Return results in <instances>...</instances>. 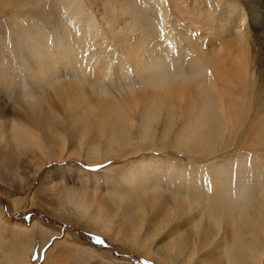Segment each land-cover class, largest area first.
I'll list each match as a JSON object with an SVG mask.
<instances>
[{
  "label": "rangeland",
  "instance_id": "374dc122",
  "mask_svg": "<svg viewBox=\"0 0 264 264\" xmlns=\"http://www.w3.org/2000/svg\"><path fill=\"white\" fill-rule=\"evenodd\" d=\"M219 1L218 5L214 6L211 0H206L207 6L211 7L210 10L213 15L216 12L222 15L227 6L233 5L234 11L239 16L244 14L246 18L245 22H241L239 17L231 19L239 30L235 33L239 37L238 40L236 39L237 41L234 39L225 49L221 50V54L224 53L221 57H229L227 60L231 59L229 60L231 63L227 60L224 61L228 65L233 64V62L235 64L237 58L233 59V55L230 54L235 55L237 54L236 50L240 49L241 51L242 48H247L246 60L248 61L251 57L248 61L250 64L248 69L252 68L253 58L257 62V65H253L256 71L252 80L255 83L251 85L249 81V78L251 79L250 71H247L248 75H246L245 82H243L244 80L242 82L229 81L230 85L227 86L225 84H228V82L224 84L217 83L218 86H216L223 97L218 98L212 91L207 93L210 103L209 113L207 109L202 117H198L201 120H198L196 112L190 113L188 111L187 105L190 102L187 104L179 99L181 95L184 97L194 89V83L193 85L184 84L181 77V75L191 71L190 65L192 63L190 53H187L189 52L188 42H185L182 38L185 29L181 30L182 32L180 31L179 35L176 36L179 39L176 38L175 42L171 40V44L168 45L169 47L166 46V51L161 56L164 60L162 62L163 66L165 65V70L171 75H169V78L167 76L166 84H158L160 89L156 88V90L142 88L138 84L139 80L136 78L133 68L130 69L129 75L132 83L133 81L135 83V88L133 86L129 87L132 84H124L123 81L114 77L108 79L106 77L103 81L89 79L90 84L94 86L92 88L93 86L90 87L89 84L84 83L87 80L86 77H81L80 82L76 79L78 76L74 73L63 71L62 74H67L62 75L60 73L62 80L57 85L54 84L52 88L48 89L45 86L43 95L36 89L37 84L33 82L34 79L29 77V71L27 72L22 68V61H26L28 66L32 65L33 68L37 67L34 62L35 57L27 53L29 44L39 42L40 37L48 43H52V38L56 41L54 38H66V35L71 36L73 34L75 37V32L71 31L72 28L76 30L78 25L87 28L86 25H89L90 22L95 23L94 29L98 36V43L93 45L95 47H90V45L88 47L90 50L95 51L94 57L99 65L103 64L105 60L111 59L110 63L113 64H111V67L113 66L112 69L115 71L118 62L115 59L117 54L119 57L122 55L126 58L124 54L133 55L135 53L139 56L143 55V58L140 57L141 62L146 63L160 49L161 36L158 27L163 23V18L160 17L162 8L166 12L168 11L167 25H171L172 28L174 27V21L180 20L184 27L187 26L186 29L197 32L196 39L203 50L207 46V37L210 36L209 30L204 33L199 32L201 29L197 31L196 27H193L202 23L201 18H193L196 20L190 24L187 22V15L185 16L179 10V6L182 7L183 3L188 7L191 6L192 0H187L188 3L186 0H160L162 2L161 6L156 5L159 0H0V71L7 74L8 79L10 78L9 83L13 81L9 85L14 92L21 84L31 83L25 85L30 90L33 88L31 92L34 91L32 93L34 97L37 96L36 98L43 100L45 119H56L55 123H50L58 131L64 144L62 153H60L62 145L58 147L55 144L50 155L51 152H48L50 148L49 140L44 139L39 133L36 134L39 141L35 138L34 124L36 122L34 120L36 118L27 117L28 115L24 116L23 108H27L26 102L20 101V99L19 102H17L18 100L15 102L12 99L13 95L0 91V264H201L203 260V264H226L223 261L225 260L224 255H221L220 260H218L214 257V249L212 250L211 247L204 249V247H193L191 245V247L185 248L184 251H180L178 247L173 248V241L177 239L171 238V229H169L172 223L170 222L169 208L172 209L173 207L174 209L177 201H180V203L186 201V204H195L198 210L202 209L207 213H212L214 217L218 216L220 233L218 232L217 240L224 236L229 241L231 239L229 226L233 225L232 222L236 221V217L231 218L228 214L229 209L227 210L224 204L227 205L228 200L231 201L230 196L232 195L230 192L232 191L229 190L233 189L232 187L237 182L236 179L238 180V167L240 170L245 169L246 174L250 171L252 173L251 168L255 166L256 157L259 155L262 160L261 166H259L261 176L264 173V65L260 64L262 59H259L256 54L254 55L256 48L264 54V0H253V9L261 13L258 24L255 25L258 26L257 29H254L248 23L246 10L240 1ZM108 11L111 16H108ZM211 12L208 11V13ZM124 15L127 17L124 18L125 20L123 19ZM112 16V19H121L119 20L121 22L120 27L124 26L123 29H127L126 32H128L127 34L121 31L125 34L123 35L120 32L118 33L117 30L114 31L120 39L125 36L126 39L121 41L127 42V44L124 43L122 47L117 44L118 38L116 41L115 38L112 39L107 26H104V23L106 24L104 19ZM80 18L85 21H80ZM160 18L162 22H160ZM66 28H68L67 32ZM97 31H100L99 35ZM206 32L207 34L204 35ZM199 34L204 35L203 37L206 38L202 37L203 40H201ZM253 34H256L258 38L260 49L258 46L254 48L251 45ZM121 35L123 36L121 37ZM90 41H92V37L89 38ZM179 41L181 44H178ZM105 42V45H101ZM106 45L108 46L105 47ZM180 45H184V47ZM132 47L135 49L133 52L130 51L134 50ZM177 47L181 50L179 54L177 53ZM184 48H187L188 51L187 49L185 51ZM228 48L230 49L228 50ZM228 51H230L229 56L227 55ZM177 56L179 59H177ZM198 56L201 57V55ZM235 56L237 57V55ZM166 57L168 61L174 60L170 63L166 60ZM120 59L126 61L123 57H120ZM206 59L208 61L202 60L206 64V71H215V68L211 66L216 63V57L214 59L210 58V60L209 58ZM173 68H176L175 71ZM90 73L94 74L95 72L93 70ZM173 75L176 77L174 78ZM241 79L238 80L241 81ZM36 82L38 83L37 80ZM79 82L81 89L75 85H79ZM202 85L204 89L209 90L207 80ZM219 85L222 87L220 88ZM224 86L227 88L223 89ZM173 87L181 88V90L175 95L171 92L172 96H167V98L164 95L162 96L161 91H163V88L172 89ZM59 89H62V91ZM99 89L105 91H98ZM132 91L133 93H131ZM58 92H60V96H58ZM124 92L126 94L130 93V96L134 95L137 99L130 100L129 94L126 96ZM99 93L102 94L99 95ZM81 94L85 95L81 96ZM151 95H154V101L160 105L155 112L154 108L149 106L150 104L146 107L141 103L145 97L144 102L150 100ZM77 96L82 97L85 106L80 105V98L76 99ZM84 96H87V98H83ZM158 98H161L163 103L165 100V103H160ZM172 98L177 100L174 102ZM179 100L180 102H178ZM136 101H138L137 105H135ZM64 102L66 103L64 104ZM119 102L122 104V108L119 107ZM93 103L97 107L99 106L100 115H96L94 118L91 116L92 123L96 122L95 120L97 122L103 121L106 112H110L108 109H111L112 113L116 114L114 118L110 117L111 121L115 120L114 123L119 124L121 122L120 125L125 135L120 136L118 134L115 136V131L113 138L117 140L109 143V139L105 135L92 131L87 135L86 140L82 138V135L68 131L62 123H57L59 119H69L67 108H79L77 111H80L81 108L89 107ZM222 104L224 106L229 104L230 108L227 112L220 113L219 106ZM125 108H129L131 111L129 109L127 111H130L131 114ZM118 109L120 112L117 111ZM162 109L164 110L162 111ZM122 110L123 114L121 113ZM65 111H67L66 115L64 114ZM117 112L120 113L119 116L121 117L118 116ZM147 112L153 117L149 113L148 115ZM236 113L238 115L234 118ZM147 115L150 122L146 118L147 125H144V118ZM202 119L203 122H201ZM33 121L34 123H32ZM13 122L14 124L16 122L21 124L22 122L27 128L31 126L28 129L29 132L27 131L30 136L28 135L24 139V144L19 145V147L11 140V133L9 134V131L4 130L6 123L8 125L10 123L11 126ZM140 125L143 126L144 130H141ZM56 143L58 142L56 141ZM91 147H97V154L92 153ZM149 160L163 168L164 172L158 175L156 170H149L147 176L153 179L150 182L145 179L147 176L144 174L135 178L134 175L137 174V169L142 168L143 163ZM130 166L133 168L131 169ZM169 166H174L172 174L167 173V167ZM126 172L128 173L126 174ZM154 174L158 175L157 180H154ZM155 191L158 192L157 195ZM133 192L137 196L135 200L132 198ZM129 203L131 204L130 207ZM221 206L223 211H217L216 208ZM183 207V210H185L186 207L184 205ZM204 208L211 211L209 212ZM125 211L128 213L129 218L126 217L127 219L123 216L126 215L124 214ZM192 213L191 216L195 217L197 211ZM251 214H253V211H251ZM96 216H99V220L94 218ZM228 216L230 217L228 218ZM185 217L186 214H183L179 224L182 223ZM251 218L255 219L253 215H251ZM262 218L264 221V213ZM231 219L232 222L230 223ZM196 220L198 221L199 218H196ZM175 224L174 222L172 225ZM182 226L185 232L189 233L191 231V237L194 239L191 225L186 223ZM182 233L184 232L182 231ZM184 236L187 237L188 234L184 233ZM170 243H173V245ZM206 251H212V256L207 259L204 257ZM220 254H222L221 251ZM244 256L245 264H249L247 251ZM261 264H264V253Z\"/></svg>",
  "mask_w": 264,
  "mask_h": 264
},
{
  "label": "bare ground",
  "instance_id": "6f19581e",
  "mask_svg": "<svg viewBox=\"0 0 264 264\" xmlns=\"http://www.w3.org/2000/svg\"><path fill=\"white\" fill-rule=\"evenodd\" d=\"M157 1V0H155ZM212 1V4L215 6V5H218V2H220L219 0H211ZM241 2L243 7L245 8L246 10V14L248 16V20H249V24L251 27H253L254 29H257L258 26H255L256 24H258V21L260 19V16H261V13H258L256 10L253 9V0H238V2ZM177 2V1H176ZM187 2V0H186ZM189 2V1H188ZM187 2V3H188ZM178 3V2H177ZM190 3V2H189ZM191 6H187L185 3H183V6L180 7L179 6V10L182 11V13L186 16V18H188L187 22H189L190 24L193 22H195L196 19H193V18H201V22L198 26H194L193 28H195L197 31L200 30L199 32H202L204 33L205 31H208V33H210V36L208 35L207 37V46L206 48H204L202 50V48H200V44L198 43L199 41H197V32H193L186 29V27H184L182 24H181V21H174V27H170L171 25H167V22H168V14L167 12L165 11L164 8H162V11L160 12V17L163 18V23H161V26L158 27V30H160V42H159V46H160V49L157 51V54L156 52L154 53V56L150 55L151 58H149V61L146 62V63H142L141 62V58H143L144 56H139L138 54H124L126 55V58L122 55H120V57L126 59L125 60H122L120 59L119 55L117 54L116 58L115 56H113L118 62H117V67L115 66V71L114 69H112L111 67V64L110 63V60L111 59H107L105 60V62H107L105 64V62L103 64H105L104 66H102L103 64H100L97 62V60L95 59L94 55H95V51L92 49L90 50V48L88 47V45L93 46L95 44L98 43V36H97V33L94 29V24L93 22H90L89 25H86L87 28H82L80 25L77 26L76 30L75 28H72L71 31L75 32V37L73 36V34L70 36L66 35V38H63V37H60V38H54L56 39L55 40H52V43H48L45 41V39L43 40L41 37L39 38V42H33L31 44H29V47H28V50H27V53L28 55L29 54H32L35 58L34 62L37 64V67L36 68H33L32 65L28 66V63L26 61H22L23 63V69L25 71H29L28 74L30 78L34 79L33 82L36 83L37 85L35 86L36 89L38 91H40L41 94L44 95V87L47 86L48 89L49 88H52V86L54 84H58L62 79L60 77V73L63 72V71H68V72H72L74 73L75 75H77L78 77L76 78L78 81L81 82V77H86L87 80L84 81V83H87L91 86H93L92 84H90V80H93L95 79L96 81L99 80V81H103L106 77L107 79L108 78H111V77H114L120 81H123L124 84L128 83L129 87H134L135 83L133 81L130 80L131 77L129 75V72H130V69L133 68L132 70H134L135 72V76L136 78L139 80L138 84L142 87V88H147V89H152V90H156L157 89H160V86H158V84H166V79H167V76L169 78V75L171 74H168L167 71L165 70L164 66H163V62L164 60H162L161 56L163 54L164 51H166V46L170 45L171 44V40L174 41L176 38L177 35H179L180 31L181 30H184V34H182V38L184 39V41L188 42V47H189V52L187 53H190L189 56L191 57L192 59V63L190 65V68H191V71L187 74H183L181 75L182 77V81L184 84H187V85H193L194 83V89L193 91H190L188 92V94H184L185 96L183 97L181 95V97H179V99H181V102H185V103H189L188 106V111L191 113H195L196 112V115H197V119L198 120H201L199 119L200 117H202L206 112H207V109H208V113H209V100H208V95L207 93H211L210 91H212V93L218 98H222L223 96L220 95L219 93V89L217 88V83L220 84V83H227L228 84H225L226 86L227 85H230L229 84V81L233 82V81H238V82H242V80H244L243 82H245V78H246V75L247 74V71H250V75H251V79L247 76V78H249V81L251 82V85H254L255 81L252 80L253 78V75L255 74V65H257V62L255 60V58H253L252 62H251V66L252 68L251 69H248L249 67V59L251 57H249L248 61L246 60L247 57H246V49L247 48H242L241 51L240 49L239 50H236L237 54V57L231 53L230 55H233V59H236L237 58V61L236 63L234 64H231V65H228V63H225L224 61L227 60V58L225 57H221V55L223 56V54H221V50L222 49H225L227 47V45H229L230 43H232L234 41V39L236 40L239 36H237L235 33L237 31H239L236 27V24H234L233 20L231 19H235L236 17H239V20L241 22H245L246 18L244 16V14H241V16H239L238 13H236L234 11V8H233V5L231 6H227L225 8V12L221 15V14H218V12H216V14L214 13V15L212 14L213 12H211L209 5L207 6V2L206 0H192L191 2ZM234 3V2H233ZM162 2H157L156 5H159L161 6ZM118 5V4H117ZM121 5V4H120ZM189 5V4H188ZM212 6V7H214ZM133 7V6H132ZM137 8V7H136ZM219 8V7H218ZM108 9V8H106ZM113 9V8H111ZM157 9V8H156ZM177 9V8H176ZM77 10V8H76ZM138 10V9H137ZM219 10V9H218ZM80 11V10H79ZM107 11V10H106ZM208 11H210L211 13H208ZM244 11V10H243ZM112 12V11H111ZM120 12V11H119ZM123 12V11H121ZM166 12V13H165ZM180 12V11H179ZM139 13V11H138ZM164 13V15H162ZM242 13V12H241ZM107 15V14H106ZM109 11H108V16H109ZM116 15V14H114ZM113 15V16H114ZM159 15V14H158ZM78 16V15H77ZM111 16V15H110ZM112 17H107L105 18V22L106 24L104 23V26L106 25L107 28H108V31L112 37V39L115 38V41L116 39L118 38L119 35L116 36L115 34V30L118 31V33L120 32V34H123L127 31V29H123V27H120L121 26V22L119 20L121 19H118V20H115V19H112ZM121 16V15H120ZM150 16V15H149ZM184 16V17H185ZM203 18H202V17ZM116 17V16H115ZM126 16L124 15L123 16V19L125 18ZM137 17V16H136ZM135 17V19H137ZM127 18V17H126ZM147 18V17H146ZM161 18H160V22L161 21ZM170 19V18H169ZM205 19V20H204ZM80 21H85L84 19L80 18L79 19ZM103 20V18H102ZM125 20V19H124ZM157 20V18H156ZM182 20V19H181ZM204 20V21H203ZM137 21V20H135ZM113 22V24H112ZM126 22V21H125ZM211 23V24H210ZM215 23V24H214ZM72 24V23H71ZM76 24V23H75ZM131 24V23H130ZM77 25V24H76ZM187 25V24H186ZM189 25V24H188ZM194 25V24H193ZM209 25L210 28H209ZM97 26V25H96ZM100 26V25H99ZM201 26V27H199ZM255 26V27H254ZM261 26V25H260ZM103 27V26H102ZM189 27V26H188ZM207 27V28H205ZM80 28V29H78ZM93 28V29H92ZM99 28V27H98ZM106 28V30H107ZM141 28V27H140ZM144 28V27H142ZM175 28V29H174ZM66 32L68 31V28H66ZM83 29V30H82ZM100 29V28H99ZM98 29V30H99ZM37 30V29H36ZM142 30V29H141ZM144 30V29H143ZM157 30V29H156ZM27 31V30H26ZM31 31V30H30ZM33 31V30H32ZM70 31V32H71ZM102 31V30H101ZM121 31H123V33H121ZM98 32V31H97ZM100 32V31H99ZM99 32H98V35H99ZM133 32V31H132ZM139 32V30H138ZM174 32V33H173ZM182 32V31H181ZM241 32V31H240ZM245 32V30L243 31V33ZM56 33V32H55ZM128 34V32H126ZM256 33V32H254ZM45 34V32H44ZM58 34V33H57ZM69 34V33H68ZM126 34V35H127ZM130 34V33H129ZM132 34V33H131ZM201 34V33H200ZM199 34V35H200ZM207 32L204 34L206 35ZM241 34V33H240ZM257 34V33H256ZM256 34H253L252 35V40H251V45L252 47L256 48V46L259 47V42H258V38L256 36ZM125 35V34H123ZM121 35V37L123 36ZM203 35V36H204ZM246 35V34H245ZM44 36V35H42ZM67 36H68V40H67ZM140 36V35H139ZM148 36V35H147ZM200 35L201 37V40H203V38H206V37H203ZM92 37V41L89 42V38ZM124 37V38H123ZM122 39H126L125 36H123ZM143 37V36H142ZM159 37V36H158ZM164 37H167L164 39ZM203 37V38H202ZM101 38V36H100ZM147 38V37H146ZM122 39L118 38V42L117 44L122 47V45L124 43L127 44V42H124V41H121ZM129 39V38H128ZM138 39V37H137ZM159 39V38H158ZM179 39V38H178ZM177 39V40H178ZM103 41V38L101 39ZM238 40V39H237ZM236 40V41H237ZM261 40V39H260ZM42 41V42H41ZM130 41V40H129ZM138 41V40H137ZM101 42V41H100ZM175 42V41H174ZM180 42V41H179ZM178 44H181V42ZM183 42V40H182ZM239 42V41H238ZM244 42V41H243ZM102 43V42H101ZM134 43V42H132ZM245 43V42H244ZM250 43V42H249ZM105 43L101 44V45H105ZM115 44V43H114ZM125 44V45H126ZM177 44V45H178ZM185 44V45H186ZM100 45V44H99ZM131 46L133 44H130ZM156 45V43H155ZM154 45V46H155ZM232 45V44H231ZM230 45V46H231ZM236 45V43H235ZM238 45V43H237ZM242 45V43H241ZM248 45V44H247ZM108 45H106L105 47H107ZM128 46V45H127ZM127 46H124V47H127ZM182 46V45H180ZM233 46V45H232ZM95 47V46H93ZM129 47V46H128ZM127 47V48H128ZM133 47H136V46H133ZM132 47V49H134ZM169 47V46H168ZM184 47V45L182 46ZM187 47V46H186ZM238 47V46H237ZM245 47V46H244ZM248 47V46H247ZM98 48V47H97ZM101 48V47H100ZM155 48V47H154ZM241 48V47H240ZM95 49V48H94ZM158 49V48H157ZM177 49V53H181V50L179 47L176 48ZM185 49V48H184ZM187 49V48H186ZM185 49V51H186ZM230 48H228L229 50ZM260 49V47H259ZM155 50V49H154ZM101 51V50H100ZM106 51V50H104ZM103 51V53H104ZM122 51V50H121ZM120 51V52H121ZM131 52L135 51L134 50H130ZM144 51V50H143ZM184 51V52H185ZM188 51V49H187ZM227 51V49H226ZM238 51H239V54H238ZM262 51V50H261ZM99 52V50H98ZM118 52V51H117ZM147 52V51H145ZM151 52V51H150ZM149 52V53H150ZM175 52V51H174ZM225 52V50H224ZM229 52L227 53V55L229 56ZM235 52V53H236ZM93 53V54H92ZM97 53V51H96ZM171 53V52H170ZM201 53V54H199ZM252 53V52H251ZM110 54V53H109ZM123 54V52H122ZM152 54V53H150ZM214 54L218 55V56H215ZM226 54V53H225ZM257 55V57H259V59L261 58L262 61L260 64L264 65V54L260 53L258 51V49L256 48L255 51H254V55ZM97 55V54H96ZM101 55V54H100ZM99 55V56H100ZM128 55V56H127ZM169 55H172V54H169ZM198 55H201V57H199ZM32 56V57H33ZM98 56V57H99ZM168 56V54H167ZM185 56V55H184ZM119 57V58H118ZM146 57V56H145ZM178 57V56H177ZM196 57V59H195ZM199 57V58H198ZM216 57V63L213 64L211 67H214L215 68V71H209L205 69V66L206 64L203 63L202 60H207L206 58H210L214 59ZM253 57V56H252ZM256 57V58H257ZM170 58V56H169ZM173 58V57H171ZM106 59V57H105ZM114 59V61H115ZM176 59V58H175ZM179 59V57L177 58ZM225 59V60H224ZM239 59V60H238ZM27 60V59H26ZM166 60H167V57H166ZM174 60V59H173ZM173 60H167L168 62L170 61H173ZM187 60V59H186ZM229 60L231 59H228L227 61L229 62ZM4 61V60H3ZM14 61V60H13ZM16 61V59H15ZM14 61V62H15ZM113 61V63H114ZM143 61V60H142ZM166 61V62H167ZM179 61V60H178ZM208 61V60H207ZM235 61V60H234ZM189 62V61H188ZM210 62V61H209ZM171 63V62H170ZM178 63V62H177ZM176 63V65H177ZM208 63V62H206ZM231 63V61L229 62ZM175 64V63H174ZM113 65V64H112ZM173 65V64H172ZM175 65V67H176ZM179 65V64H178ZM254 65V66H253ZM259 65V63H258ZM3 66V65H2ZM182 66V65H181ZM250 66V67H251ZM21 67V66H20ZM174 67V66H173ZM189 67V66H188ZM5 68V67H4ZM9 68V67H8ZM181 68V67H180ZM189 68V69H190ZM174 69V68H173ZM176 69V68H175ZM174 69V71H175ZM187 69V68H186ZM94 70V74H91L90 72ZM180 70V69H179ZM183 70V69H182ZM188 70V69H187ZM169 72V71H168ZM13 73V72H12ZM62 74V73H61ZM67 73L65 74H62V75H66ZM11 75V74H10ZM21 75V74H20ZM73 75V74H72ZM177 75V74H175ZM173 75V77L175 78L176 76ZM205 75V76H204ZM16 76V75H15ZM25 76V75H24ZM26 76L28 77V75L26 74ZM70 76V75H69ZM133 76V75H132ZM180 76V75H179ZM178 76V77H179ZM68 77V76H66ZM100 77V78H99ZM103 78V79H102ZM204 78L205 80H207L208 82V86H209V90H206L204 89V86L202 85L204 83ZM241 79V81H239L238 79ZM244 78V79H243ZM10 79V78H9ZM9 79H8V76L5 72L3 71H0V91H3L5 94H10L12 96V99L16 102V100H18L17 102H19V99L20 101L23 100L26 102L27 104V108H23L24 109V116L28 115L27 117H34V121L36 122L34 124V132H35V138L38 140V136L36 134H40L42 135V137L46 140H49V143H50V148H49V153L50 155L52 154L53 152V148L55 146V144H57V146L59 147L60 145L61 146V152H63L64 150V144L62 143V139L60 137V134L58 133V131L56 129H54L51 125L50 122L52 123H55L54 121H56V119H50V118H46L45 119V114L43 112V103L42 102L43 100L41 98H36L34 97V95L32 94L34 91L31 92V90L33 89H29L27 88L26 85H29V84H24L23 85L21 83V86H19V88L14 92L13 91V88L10 87V83L13 82V81H10L9 83ZM90 79V80H89ZM102 79V80H101ZM254 79V78H253ZM14 80V79H13ZM36 80L38 81V83L36 82ZM248 80V79H247ZM23 81V80H22ZM75 81V80H73ZM169 81V79H168ZM16 82V81H15ZM30 82V81H29ZM76 82V81H75ZM80 82H79V85L78 84H75L77 88H80L81 85H80ZM122 82V83H123ZM247 83V82H246ZM15 84V83H14ZM14 84H13V87H14ZM63 84V83H62ZM16 85V84H15ZM55 85V86H56ZM206 85V84H205ZM217 85V86H216ZM246 85V84H245ZM244 85V86H245ZM12 86V85H11ZM31 86V85H30ZM29 86V87H30ZM63 86V85H62ZM79 86V87H78ZM128 86V85H127ZM177 86V85H175ZM182 86V85H181ZM226 86L223 87L224 88H227ZM126 87V86H125ZM124 87V88H125ZM207 87V86H206ZM219 87L221 88L222 86L219 85ZM239 87V86H238ZM2 88V89H1ZM54 88V87H53ZM60 88V87H59ZM94 88V86L92 87ZM135 88V87H134ZM165 88H168V87H165ZM186 88V87H184ZM188 88V87H187ZM63 89V88H62ZM62 89H59L62 91ZM70 89V88H69ZM81 89V88H80ZM128 89V88H126ZM141 89V88H140ZM192 89V88H191ZM35 90V89H34ZM53 90V89H51ZM58 90V91H59ZM125 90V89H123ZM130 90V89H129ZM136 90V89H135ZM134 90V92H135ZM181 90V88H178V87H173L172 89L169 88V89H164L163 88V91H161L162 93V96L164 95V97L166 96H170L171 95V92L174 93V95L176 93H179L178 91ZM228 90V89H226ZM73 91V89H72ZM83 91V90H82ZM85 91V89H84ZM98 91H105V90H102V89H99ZM140 91V90H139ZM147 91V90H145ZM188 91V90H187ZM13 94H11V93ZM54 92H55V89H54ZM221 92V91H220ZM223 92V91H222ZM125 94L124 95H128V97L130 96V93L126 94V92H124ZM133 93V91L131 92ZM142 93V92H141ZM148 93V92H147ZM241 93V92H240ZM36 94H39V93H36ZM55 94V93H54ZM58 96H60V92H58ZM68 94V93H67ZM90 94V93H89ZM98 94V93H97ZM102 93H99V95H101ZM151 94V92H150ZM160 94V93H159ZM196 94V95H194ZM62 95V94H61ZM85 94H81V96H83ZM95 95V94H94ZM178 95V94H177ZM176 95V97H177ZM88 96V95H87ZM87 96H84L83 98H87ZM172 96V95H171ZM180 96V95H179ZM44 98V96H42ZM78 97V96H77ZM76 99H79L80 98V105L83 106L85 101H83L82 97H78ZM92 97V96H91ZM127 97V98H128ZM156 97V96H155ZM160 97H161V94H160ZM60 98V97H58ZM65 98V97H64ZM112 98V96H111ZM140 98V97H139ZM170 98V97H169ZM178 98V97H177ZM187 98V99H185ZM210 98V97H209ZM234 98V97H233ZM61 99V98H60ZM91 99V98H89ZM96 99V98H95ZM130 100H136L137 98L134 97V95H131L129 97ZM142 99V98H141ZM157 99V98H155ZM161 98H158V100L160 101V103L162 102L163 103V100ZM175 99V97H174ZM172 98V100H174ZM45 100V99H44ZM62 100V99H61ZM107 100V99H106ZM111 100V99H110ZM122 100V99H121ZM120 100V101H121ZM140 100V99H139ZM144 100H146V97L145 99H143V101L141 103H143L144 105H146V107L149 105V106H152L154 108V112L156 109H158V107L160 106L159 104H157V102L154 101V95L152 96L151 95V98L150 100H147V102H144ZM171 100V99H170ZM177 100V99H176ZM174 100V102L176 101ZM11 101V100H10ZM9 101V102H10ZM13 101V102H14ZM149 101V102H148ZM158 101V102H159ZM113 102V101H112ZM115 102V101H114ZM128 102V101H126ZM171 102V101H170ZM180 102V100L178 101ZM21 103V102H20ZM49 103V102H47ZM66 102H64L65 104ZM79 103V102H78ZM117 103V102H116ZM120 103V102H119ZM140 103V102H139ZM164 103H165V100H164ZM163 103V104H164ZM25 104V103H23ZM99 104V103H98ZM108 104V103H107ZM118 104V103H117ZM125 104V103H124ZM123 104V105H124ZM130 104V103H129ZM138 104V101H136V104ZM142 104V105H143ZM168 104V103H167ZM55 105V104H54ZM111 106L113 104H110ZM173 105V104H172ZM175 105V104H174ZM17 106V105H16ZM47 106V105H46ZM85 106V105H84ZM110 106V108H111ZM116 106V105H115ZM121 106L122 108V104L120 103L119 107ZM164 106V105H163ZM169 106V105H168ZM72 107H74L72 105ZM104 107V106H103ZM151 107V108H152ZM174 107V106H173ZM211 107V106H210ZM234 107V105H233ZM20 108V107H19ZM99 106L97 107V105H95L94 103L93 104H90L89 107H83L80 109V111H77L78 109H72V108H67V110L69 111V119L68 120H64V119H57V123H62V125H64V127L72 132V133H78L79 135H82L84 139L87 140V135H89V133H91L92 131H97L99 134L101 135H105L107 139H109V143L111 141H116L117 139L113 138V133L116 131V134L115 136H117L118 134L120 136L125 135L124 134V130H122V126L120 125L119 123H114V121H111L110 117H113L114 118V112L112 113L111 109H108L110 110V112H106V115H105V119L101 122H97V120H95L96 122H93L92 123V120L90 119V117L92 116L93 118L96 116V115H100L99 113V110H98ZM134 108V107H133ZM150 108V109H151ZM230 106L229 104H222L219 106V111L220 113H222L223 111L227 112L229 110ZM50 109V108H49ZM100 109V108H99ZM126 109V108H125ZM129 109V108H128ZM126 109V111L128 110ZM139 109V108H138ZM141 109V108H140ZM180 109V108H179ZM22 110V109H21ZM46 110V109H45ZM65 110V109H64ZM130 110V109H129ZM137 110V109H136ZM164 109H162L163 111ZM168 110V108H167ZM167 110H165L167 112ZM117 111L120 112V110L118 109ZM131 111V110H130ZM130 111H127L131 114ZM22 112V111H21ZM20 112V114H21ZM49 112V110H48ZM119 112L118 113V116H119ZM170 112V110H169ZM47 113V112H46ZM67 111L64 112V114L66 115ZM123 114V110L121 112ZM149 112H147L148 114ZM260 113V112H259ZM23 114V113H22ZM49 114V113H48ZM113 114V116H112ZM125 114V112H124ZM150 114V113H149ZM148 114V115H149ZM153 114V113H152ZM158 114V113H157ZM50 115V114H49ZM129 115V114H128ZM145 117V123H143L144 125H147V121H146V118L147 120H149L150 122V119H148L149 117ZM151 115V114H150ZM168 115V114H167ZM170 115V114H169ZM208 115V114H207ZM236 115H238L237 113L234 115V118H236ZM22 116V115H21ZM48 116V115H47ZM153 117V115H151ZM156 116V115H155ZM253 116V115H252ZM55 117V116H54ZM104 117V116H102ZM116 117V116H115ZM121 117V116H119ZM126 117V115H125ZM199 117V118H198ZM254 117V116H253ZM142 118V117H141ZM157 118V117H156ZM259 118V117H258ZM262 118V117H261ZM125 119V118H124ZM130 119V118H129ZM143 119V118H142ZM167 119V117H166ZM169 119V118H168ZM191 119V118H190ZM196 119V117H195ZM100 120V119H99ZM117 120V119H116ZM127 120V119H126ZM34 121L32 123H34ZM119 121V119H118ZM156 121V120H155ZM191 121V120H190ZM258 121V120H257ZM10 122V121H9ZM12 122V121H11ZM113 122V123H112ZM132 122V121H131ZM141 122V121H140ZM166 123L168 122L167 120L165 121ZM194 122V121H193ZM203 122V119L202 121ZM252 122V121H251ZM259 122V121H258ZM112 123V124H111ZM133 123V122H132ZM151 123H153L151 121ZM195 123V122H194ZM200 123V122H199ZM198 123V124H199ZM230 123V122H229ZM123 124V123H122ZM142 124V123H141ZM142 124V125H143ZM197 124V122L195 123ZM2 125V124H1ZM124 125V124H123ZM132 125V124H131ZM140 125V128H142L141 130H144L143 129V126ZM258 125V124H257ZM215 126V125H214ZM234 126V125H233ZM31 128V126L29 127ZM27 126L21 122L20 123H15L13 122V124L10 126V123L9 125L6 123L5 127H4V130L5 131H9V134L11 135V140H13V142H15L16 146L19 147V145H23L24 144V139L28 137V129ZM40 130V132H39ZM139 130V129H138ZM29 132V131H28ZM108 132V133H107ZM190 133V132H189ZM109 134V135H107ZM205 135V134H203ZM30 136V135H29ZM104 136V137H105ZM33 137V136H32ZM60 138V140L58 141V139ZM187 138V137H186ZM31 139V137H30ZM39 139H41L39 137ZM7 141V140H6ZM10 141V140H9ZM32 141V140H31ZM39 141V140H38ZM56 141L58 143H56ZM107 142V143H108ZM184 142V141H183ZM39 143V142H38ZM89 143V142H88ZM91 144V142H90ZM92 145H95V144H92ZM91 145V146H92ZM56 146V147H57ZM51 149V150H50ZM91 149L93 150L92 153H95L97 154V147L95 148H92ZM54 154V153H53ZM49 157V156H48ZM51 157V156H50ZM56 157V155H55ZM145 162V161H144ZM243 162V161H242ZM262 163V160H261V157H259V155L256 157V160H255V163L253 166V168H251L252 173L250 171V173L246 174L245 173V169L243 170H240L239 167H238V180L236 179L237 182H235V185L232 187L233 189L232 190H229V191H232L230 192L232 196L231 197V201L228 200V203L227 205L224 204L225 208L228 210V214L231 216V218L233 217H236V221L237 222L235 224V222H232V219L230 220V223L232 222L233 225H230V229H231V239L228 241L226 240V237L222 236L220 239L217 240V235H218V232L220 233V230H219V220H218V216L217 217H214L212 213H207L206 211H203L202 209L198 210L197 209V206H195V204L193 203H189V204H186V201H177L176 202V205L174 206L175 208L172 209L169 208L170 210V213L171 215H169L171 218H170V222L171 223V238L173 239H177L174 242V247H178V249L180 251H184L185 248L187 247H191V245L194 247H204V249L206 247H211V249L213 250L214 249V257L217 258L218 260H220V256L224 255V259L222 260L224 261V263L226 264H245V252L247 251L248 252V256H247V260L249 261V264H261V259H262V255L264 253V221H263V218L261 219L263 213H264V173L263 175L261 176V169L259 166H261L260 164ZM143 167L145 169H142V168H139L137 169V174L134 175L135 178L138 177V176H141L142 174L144 175H149L148 172L149 170H156V172H158V175H160V173L164 172L163 171V168H161L160 166H158L157 164H153V161L149 160V161H146L145 163H143ZM217 165V164H216ZM237 165V164H236ZM218 166V165H217ZM216 166V167H217ZM131 167V166H130ZM133 167H131L132 169ZM167 173L168 174H172V172L174 171V166H169L167 167ZM214 169H216L214 167ZM143 170V171H142ZM235 170V169H234ZM255 170V171H254ZM263 170V169H262ZM130 171V170H129ZM136 171V169H135ZM131 172V171H130ZM147 172V173H146ZM128 172H126L127 174ZM132 173V172H131ZM216 174V173H215ZM158 175H153L154 177V180H157L158 178ZM174 175V173H173ZM261 176V177H260ZM129 176L127 175V178ZM149 176H147L145 179L147 181H152L153 179L152 178H148ZM204 179V178H203ZM210 179V178H209ZM248 179V180H247ZM135 180V179H133ZM170 180V179H169ZM168 180V181H169ZM140 181V180H139ZM186 183V182H185ZM135 185V184H134ZM186 185V184H185ZM143 186V185H142ZM141 186V187H142ZM182 186V185H181ZM180 186V187H181ZM146 187V185H145ZM162 187V186H161ZM149 188V187H148ZM170 188V187H169ZM220 190V188H218ZM227 189V188H226ZM139 190V189H138ZM179 190V189H178ZM225 190V189H224ZM149 191V190H147ZM228 191V192H229ZM143 192V191H142ZM146 192V191H145ZM161 192V191H160ZM165 192V191H164ZM168 192V191H167ZM144 193V192H143ZM156 193V191H155ZM158 193V192H157ZM156 193V195H157ZM227 193V192H226ZM229 193V194H230ZM133 196L132 198L135 200L137 199V196L135 195V192H133ZM160 194V193H159ZM162 194V193H161ZM150 195V194H149ZM153 195V194H152ZM155 195V194H154ZM80 196V195H79ZM227 196V195H225ZM77 197V195H76ZM158 197V196H157ZM172 197V195H171ZM74 198V196H73ZM159 198V197H158ZM157 198V199H158ZM228 198V197H227ZM76 199V198H75ZM125 199V198H124ZM174 199V198H173ZM230 199V198H228ZM118 200V199H117ZM123 200V199H122ZM154 200V199H153ZM157 201V200H156ZM134 202V201H133ZM198 202V201H197ZM77 203V202H75ZM79 203V202H78ZM132 203V202H131ZM169 203V202H168ZM180 203V205H179ZM130 204V203H129ZM133 204V203H132ZM136 205V204H135ZM158 205V204H157ZM172 205V204H171ZM183 205L186 207L185 210H183ZM210 205V204H209ZM131 206V204L129 205V207ZM167 206V205H166ZM165 206V208H166ZM134 208V207H133ZM220 208V209H219ZM221 208H223L222 206L221 207H218L216 208L217 211H220L222 212L223 210H221ZM83 209V208H82ZM136 209V208H135ZM156 209V208H155ZM164 209V208H163ZM205 210L208 208H204ZM136 211V210H135ZM194 211H197L195 217L191 216V213L194 212ZM209 212L211 210H208ZM251 211H253V214H251ZM98 212V211H97ZM129 212V211H128ZM133 212V211H131ZM219 213V212H218ZM87 214V213H86ZM126 215H123L125 216L124 218L127 219L129 218L128 217V213L125 211ZM183 214H186V217L184 218V220L182 221V223L179 224L180 222V219L183 218ZM190 214V215H189ZM193 214V213H192ZM188 215V216H187ZM220 215V214H219ZM226 215V214H225ZM251 215H253L255 217V219L253 220V218H251ZM95 216V215H94ZM168 216V215H167ZM221 216V215H220ZM228 216V218L230 217ZM99 217V216H98ZM98 217H94L95 219ZM101 217V216H100ZM127 217V218H126ZM223 217V215H222ZM225 217V216H224ZM227 217V216H226ZM91 218V217H90ZM196 218H199V220L197 221ZM99 220V219H98ZM225 220V219H224ZM235 220V219H234ZM233 220V221H234ZM96 221V220H95ZM197 221V222H196ZM93 222V221H92ZM176 223L175 225H172L173 223ZM188 223L191 225L192 227V232L195 236L194 239H192L191 237V231L189 233L185 232L184 231V227L182 225H185ZM106 225V224H105ZM168 226V225H167ZM105 227V226H104ZM182 231L188 236H184V233H182ZM230 231V230H229ZM181 233V235H180ZM225 234V233H224ZM222 235V234H221ZM219 235V236H221ZM230 238V237H229ZM247 239V240H246ZM171 245H173V243H170ZM215 247V248H213ZM172 249V248H171ZM176 249V248H175ZM261 249V250H259ZM220 251L222 254H220ZM178 253H180L178 250H177ZM212 252V251H211ZM210 251H206L204 253V257L205 259L209 258L210 256H212V253ZM182 253V252H181ZM177 254V253H175ZM174 254V255H175ZM202 256V255H201ZM200 257V256H199ZM201 258V257H200ZM212 260V259H210ZM204 261V260H203ZM203 261L201 262V264H203ZM209 261V260H208Z\"/></svg>",
  "mask_w": 264,
  "mask_h": 264
}]
</instances>
